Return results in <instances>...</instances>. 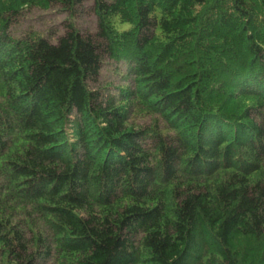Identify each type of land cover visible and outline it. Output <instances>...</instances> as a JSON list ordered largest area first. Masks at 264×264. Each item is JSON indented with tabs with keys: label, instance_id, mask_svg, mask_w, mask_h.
Masks as SVG:
<instances>
[{
	"label": "trees",
	"instance_id": "obj_1",
	"mask_svg": "<svg viewBox=\"0 0 264 264\" xmlns=\"http://www.w3.org/2000/svg\"><path fill=\"white\" fill-rule=\"evenodd\" d=\"M0 264H264V0H0Z\"/></svg>",
	"mask_w": 264,
	"mask_h": 264
},
{
	"label": "rangeland",
	"instance_id": "obj_2",
	"mask_svg": "<svg viewBox=\"0 0 264 264\" xmlns=\"http://www.w3.org/2000/svg\"><path fill=\"white\" fill-rule=\"evenodd\" d=\"M258 14L261 12L258 10ZM71 17L59 7H53L47 11L42 10H28L25 11L22 18L15 22L13 33L33 31L44 35H51L52 33L61 34L64 32L66 24L70 22ZM75 26L81 30H93L95 27V17L87 9L80 10V13L72 20ZM115 65L111 61H106L102 69V78L112 83V87L117 86L121 80L118 71L124 66L121 64Z\"/></svg>",
	"mask_w": 264,
	"mask_h": 264
}]
</instances>
